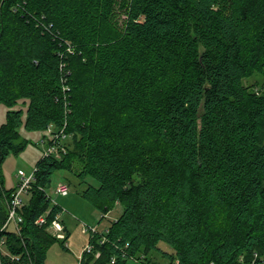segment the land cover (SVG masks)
<instances>
[{"label":"trees","instance_id":"16d2710c","mask_svg":"<svg viewBox=\"0 0 264 264\" xmlns=\"http://www.w3.org/2000/svg\"><path fill=\"white\" fill-rule=\"evenodd\" d=\"M255 73L264 0H0V102L28 105L0 126V228L22 123L73 138L37 161L20 232L0 233L17 258L0 264H45L58 237L36 220L60 213L45 190L60 169L99 182L81 194L101 219L121 207L80 264L149 250L166 264H264V93L244 84Z\"/></svg>","mask_w":264,"mask_h":264},{"label":"rangeland","instance_id":"374dc122","mask_svg":"<svg viewBox=\"0 0 264 264\" xmlns=\"http://www.w3.org/2000/svg\"><path fill=\"white\" fill-rule=\"evenodd\" d=\"M244 84L250 90L264 93V73H255L245 78ZM27 106V102L25 103L24 100L18 101L13 106L3 101L0 102V126L6 122L10 109H22L23 119H25ZM19 131L21 138L27 140V144L18 153L11 152L2 163V176L7 188H13L17 184L19 169H23L27 173L33 172L37 161L44 155L45 147L41 141L43 137L49 135L47 130H29L24 123L19 127ZM72 140V134L69 133L61 144L62 147L57 153L59 156L57 158L64 157L73 148ZM75 163L77 165V162ZM61 180L69 181L71 184V192L68 195H61L55 191L57 182ZM79 181L80 179L74 172L60 169L53 174L51 183L47 187L51 206L57 204L60 207V219L66 225L68 238L65 241L57 238L49 244L46 250L45 264H80L82 254L89 245V238L93 233L90 228L94 226L98 231L106 232L109 224L121 212V207L117 206L101 219L102 213L81 194L89 183L98 185L99 182L91 177H88L84 183ZM159 246L165 250L173 251L164 242H160ZM149 259L165 264L168 262V259L159 251L149 250L147 253L140 251L138 257L131 256L128 264H140L141 262L147 264L146 261Z\"/></svg>","mask_w":264,"mask_h":264},{"label":"built area","instance_id":"2783aa9c","mask_svg":"<svg viewBox=\"0 0 264 264\" xmlns=\"http://www.w3.org/2000/svg\"><path fill=\"white\" fill-rule=\"evenodd\" d=\"M47 134L46 137H43L42 144H44L45 150L43 156H52V157H59L57 156V153L59 149L62 147L61 144H63V141L68 137V133L65 131V126H54V124H49L46 128ZM36 170L37 167L33 170V172L27 173L23 169L18 170V182L15 185V189L12 192L11 197L7 201V218L3 225L0 228V233L7 230H15L17 232H20L21 229V223L24 220L23 217V207L24 205L29 201L32 189L34 186V182L36 181ZM43 189V188H42ZM46 194L47 193V188ZM55 191L61 195H68L71 192V184L66 180L58 181L55 186ZM50 198V195H48ZM51 199V198H50ZM49 213L50 209H48L45 213H43L36 222L39 225H46L47 230L51 232L53 235L58 237L62 240H67V232H66V225L62 222L60 219L59 213L56 214L54 218L51 220L49 219ZM93 233L99 232L97 230V227H91L90 228ZM106 240V237L103 236L101 239V242H104ZM93 248V244L89 243L87 248L85 250H91ZM2 256H9L11 259L17 258V256L12 253L8 247L7 243V235L6 234H0V258ZM115 257L112 259V262H114ZM140 264H145L141 262Z\"/></svg>","mask_w":264,"mask_h":264}]
</instances>
